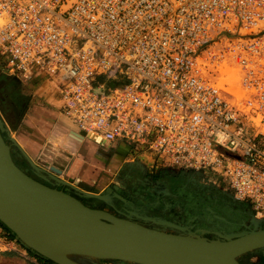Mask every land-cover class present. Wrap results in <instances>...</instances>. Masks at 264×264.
Returning a JSON list of instances; mask_svg holds the SVG:
<instances>
[{
	"label": "built area",
	"instance_id": "2783aa9c",
	"mask_svg": "<svg viewBox=\"0 0 264 264\" xmlns=\"http://www.w3.org/2000/svg\"><path fill=\"white\" fill-rule=\"evenodd\" d=\"M0 54L85 137L211 170L264 219V0H0Z\"/></svg>",
	"mask_w": 264,
	"mask_h": 264
},
{
	"label": "rangeland",
	"instance_id": "374dc122",
	"mask_svg": "<svg viewBox=\"0 0 264 264\" xmlns=\"http://www.w3.org/2000/svg\"><path fill=\"white\" fill-rule=\"evenodd\" d=\"M6 62L7 57L0 54V117L3 125L9 130L10 137L14 138L28 155L30 154L23 145L22 139L29 140L37 147L33 151V156L37 161L45 158L46 161L42 159L43 161L40 162L43 166H49L51 163L56 165L50 158V155L54 153L52 152L54 148L47 147L45 144L51 143L49 138L58 123L60 115L58 95L53 96L50 93L55 90L53 91V87L46 81V76L43 74H37L33 80L23 82L8 74L5 67ZM5 79L10 80L7 85L4 84ZM103 80V77H98L96 83L103 82ZM3 84L5 86H2ZM119 86L122 84L119 83ZM7 142L11 144L18 161L28 168L31 167L39 175L41 171L37 172L24 157L19 155L21 152L16 144L9 138ZM114 145L108 154L104 151L103 145H101L103 148L95 150V162L102 165L101 161L105 160L106 168L98 171L91 179V183L87 180L85 183L76 176L73 177L75 181H72V184L84 191L106 195L108 200L81 196L84 200L91 204H104L118 212L124 202L130 207L128 216L131 218L172 232L191 230L202 236L214 235L213 238H223V236L245 229L243 223H247L229 221L218 202L210 203L209 206L202 208L199 201L200 196L197 194L199 191H205V194L208 192L206 197L209 200L214 201V199L224 197L238 201L233 197L224 179L217 173L211 170H194L170 165L163 162L157 154L139 150L134 144L124 143L122 144L124 149ZM38 152L41 156L36 155ZM45 153L48 157L44 156ZM153 175L160 178L157 179ZM59 186L74 191L68 185ZM170 187H173L176 192L183 188L179 193L187 197L189 203L172 198L177 193L171 191ZM134 194H141L142 198L138 200L134 197V200L131 198ZM241 203L251 208L250 205ZM217 221L222 223L221 230L215 226ZM235 223L237 229L234 228ZM239 225L243 227L239 228ZM28 249L30 248L21 241L11 238L9 233L0 227V264L48 263ZM73 258L84 264H121L117 260L96 259L86 255H73ZM241 259L247 264H264V249L246 253Z\"/></svg>",
	"mask_w": 264,
	"mask_h": 264
},
{
	"label": "water",
	"instance_id": "95a60500",
	"mask_svg": "<svg viewBox=\"0 0 264 264\" xmlns=\"http://www.w3.org/2000/svg\"><path fill=\"white\" fill-rule=\"evenodd\" d=\"M7 138L16 144L37 172L42 171L10 137L0 117V221L21 243L56 264L75 263L64 262L32 243L29 234L41 229L43 223L57 226L91 254L87 257L117 260L121 264H130V261L138 264H243L241 255L264 249V219L255 218L253 213L250 224L243 223L245 229L210 239L191 230L169 232L149 227L105 209L91 207L79 197L107 201V196L84 191L51 174L50 177L59 181L56 186L68 185L74 191H65L35 179L15 162ZM51 168L57 173L62 172L55 166Z\"/></svg>",
	"mask_w": 264,
	"mask_h": 264
},
{
	"label": "crops",
	"instance_id": "0c3cea01",
	"mask_svg": "<svg viewBox=\"0 0 264 264\" xmlns=\"http://www.w3.org/2000/svg\"><path fill=\"white\" fill-rule=\"evenodd\" d=\"M50 93H52L54 96V92ZM49 140L51 143H46L45 146L54 148V151H52L54 153L53 155H50V158L53 159V163L56 165L51 163L49 166H43L40 162L43 160L46 161V159L42 158L43 160L41 159L37 161L33 156V151H35L37 147L29 140L22 139L23 145L27 148L28 153L31 155H29V157H32V161H34V163L42 169V173L40 172L39 175L42 178L46 177L52 180L54 185H56L59 181L50 177L49 174L56 176L58 179L68 180L71 183L72 181H75L73 177L76 176L87 183L92 181L91 179L95 177L98 171L104 170V168H106L105 160L101 161L103 162L102 165L95 162L94 160L95 150H99L101 145L89 139L88 137H85L77 125L73 123L68 117H66L61 111L58 118V123L53 129ZM19 155L23 157L22 154ZM36 155L41 156V153L38 152ZM44 156L48 157L46 153ZM52 166L61 169L62 172L57 173L56 171L52 170ZM85 180H87V182ZM68 191L71 192V190Z\"/></svg>",
	"mask_w": 264,
	"mask_h": 264
},
{
	"label": "flooded vegetation",
	"instance_id": "af4514ba",
	"mask_svg": "<svg viewBox=\"0 0 264 264\" xmlns=\"http://www.w3.org/2000/svg\"><path fill=\"white\" fill-rule=\"evenodd\" d=\"M9 82H10V80L5 79L4 84L7 85ZM4 84H3L2 86H5ZM122 144H124V143H117V144H115V145H117L118 147L124 149V146H123ZM115 145H114V146H115ZM103 147H104V148H103ZM103 147H101V148H103L104 151L108 154V151L111 150L112 145H109V146L105 145V146H103ZM13 157H14L15 162H16V163H17V164H18L23 170H25L29 175H31V176L34 177L35 179H37V180H39V181H41V182H43V183H46V184H48V185H50V186H56V185H53V182H52V181H46V180L43 179L41 176L37 175V174L35 173V171H34L31 167L28 168V167L24 166L22 162L18 161V158H17L14 154H13ZM153 177H156V176L153 175ZM156 178L158 179V178H160V177H156ZM56 187L62 189V187H60V186H56ZM182 189H183V188H182ZM182 189H181V190H182ZM63 190L68 191V190L65 189V188H63ZM170 190L173 191L174 193H177L175 196H172V198H178V199L181 200V201H186L187 203H189V201H188L189 199H188L187 197L180 195L181 192L179 193V191H181V190H177V192H176V191H174V188H173V187H170ZM184 190H186V189H184ZM71 192H72V191H71ZM167 192H168V191H167ZM182 192H183V191H182ZM209 193H210V192H209ZM197 194H199V196H200L199 201L201 202L202 208L209 206L210 203L218 202V203H220V205L222 206V208H223V212H225V216H226V218H227L229 221H232V223H234L233 221H236V222H237V221H242V223H243V221H245L247 224H249V217H250V215L252 214V209L249 208L248 206L243 205V204H242L241 202H239V201L236 202V201H233V200H230V199H225L224 197H221L220 199L217 198L216 200L214 199V201H213V200H209V198L206 197V195L208 194V192H206V194H205V191H199V192H197ZM211 194H213V193H211ZM134 197H136L138 200H140V199L142 198L141 194H140V195H139V194H134V195L131 196V198L135 200ZM79 198H80L85 204H87V205H89V206H91V207L105 209V210H107V211H109V212H111V213H113V214H115V215H117V216H121V217H124V218H129V219H132V220L138 221V222H140V223H142V224H144V225H147V226H149V227L158 228V227L153 226V225H150V224H148V223H146V222H144V221L137 220V219H135V218H131L130 216H128V215H129V214H128V211L130 210V207H129L127 204H125L124 202L122 203L121 208H119V212H118V211L112 210L109 206H106V205H104V204H103V205H102V204H91V203H89L88 201L84 200L82 197H79ZM127 198H128V197H127ZM163 198H165V197H163ZM129 199H130V198H129ZM224 208H225V209H224ZM228 212H230L231 214H229ZM239 212H240V213H239ZM218 213L224 216V214H222V213H220V212H218ZM221 224H222L221 222L217 221V223L215 224V226L218 227L219 230H221V227H220ZM234 225H235L234 228L237 229V228H236V227H237V224L235 223ZM238 227H239V228H242L243 226H242V225H239ZM160 229H161V228H160ZM166 231L172 232V231H170V230H166ZM213 236H214V235L208 236V238L212 239Z\"/></svg>",
	"mask_w": 264,
	"mask_h": 264
},
{
	"label": "bare ground",
	"instance_id": "6f19581e",
	"mask_svg": "<svg viewBox=\"0 0 264 264\" xmlns=\"http://www.w3.org/2000/svg\"><path fill=\"white\" fill-rule=\"evenodd\" d=\"M38 230L35 233L31 232L29 234L32 243L49 255L57 257L64 262L75 264L81 263L76 261L73 255H91L74 240L61 232L55 225L43 223L41 229ZM130 264L138 263L130 261Z\"/></svg>",
	"mask_w": 264,
	"mask_h": 264
},
{
	"label": "trees",
	"instance_id": "16d2710c",
	"mask_svg": "<svg viewBox=\"0 0 264 264\" xmlns=\"http://www.w3.org/2000/svg\"><path fill=\"white\" fill-rule=\"evenodd\" d=\"M247 204V203H246ZM249 205V204H248ZM0 227H2V228H4L8 233H9V235L11 236V238H14V239H17L16 238V236H15V234L4 224V223H2L1 221H0ZM17 240H19V239H17ZM20 241V240H19ZM31 253H35L33 250H31V249H28ZM36 254V253H35ZM36 255H38V254H36ZM244 255V254H243ZM243 255H241L240 256V262H242L243 264H247V263H245L242 259H241V257L243 256ZM38 257L41 259V260H44V261H46V262H48V263H50V264H56V263H54L52 260H50V259H46V258H44V257H41L40 255H38Z\"/></svg>",
	"mask_w": 264,
	"mask_h": 264
}]
</instances>
